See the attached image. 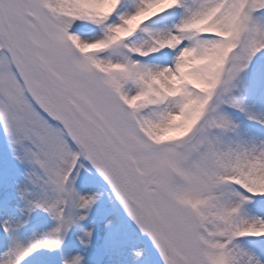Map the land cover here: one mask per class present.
Wrapping results in <instances>:
<instances>
[{
	"label": "snow or ice",
	"instance_id": "6c2138e0",
	"mask_svg": "<svg viewBox=\"0 0 264 264\" xmlns=\"http://www.w3.org/2000/svg\"><path fill=\"white\" fill-rule=\"evenodd\" d=\"M0 264H264V0H0Z\"/></svg>",
	"mask_w": 264,
	"mask_h": 264
}]
</instances>
